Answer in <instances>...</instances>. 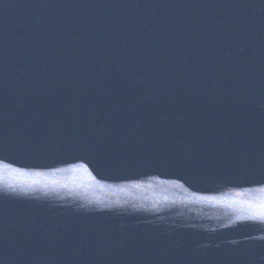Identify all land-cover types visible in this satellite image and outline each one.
Instances as JSON below:
<instances>
[{"label":"water","instance_id":"obj_1","mask_svg":"<svg viewBox=\"0 0 264 264\" xmlns=\"http://www.w3.org/2000/svg\"><path fill=\"white\" fill-rule=\"evenodd\" d=\"M0 264H264V0H0Z\"/></svg>","mask_w":264,"mask_h":264}]
</instances>
